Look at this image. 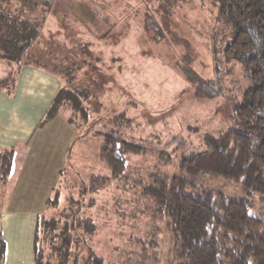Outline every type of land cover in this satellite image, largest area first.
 Listing matches in <instances>:
<instances>
[{"label": "trees", "instance_id": "trees-1", "mask_svg": "<svg viewBox=\"0 0 264 264\" xmlns=\"http://www.w3.org/2000/svg\"><path fill=\"white\" fill-rule=\"evenodd\" d=\"M186 1L136 0L138 19L132 20L129 13L125 14L128 0H0V60L16 71L27 64L43 69L51 65L62 84L46 109L43 122L62 111L83 135L92 126L84 102L88 91L66 90V78L61 75V72L66 77L69 72L77 73L87 62L81 53L83 47H76L70 29L75 25L81 31L90 28L100 32L101 40L108 34L116 35L118 27L130 29L137 24L140 28H149L153 24L148 18L153 15L151 6L156 5L172 22L175 20L170 25L181 36L176 21L180 18L178 11L188 8ZM194 1L197 5L191 12L198 15L204 10L205 16L211 14L209 23L223 26L220 34L215 32L210 38L212 53H217L214 44L223 36V58L236 61L246 69L249 83L241 90L233 112L243 129L228 128L210 137V143L202 151L182 157L179 173L172 176L149 173L144 183L133 178L127 169L124 153L138 148L112 128L116 118L122 115L114 116L104 124L106 127L96 130V134L104 137L99 158L110 175H90L89 182L78 189L88 194L106 187L113 179L126 177L141 197L151 203L152 217L165 220L170 230L174 264H264V217L251 214L249 204L243 199L198 190L194 185L195 178L208 174L239 181L246 191L264 193V0ZM49 22L59 31L44 32ZM155 22L153 26L160 30ZM12 158V149H0V179L8 176ZM55 190L43 211L52 209V213L47 217L42 213L36 221L35 264H148L149 257L157 253L150 239L133 236L125 239L118 257L113 255L115 260L105 258L95 251V242L87 235L93 225L84 212H93V205L87 208L90 203L73 196L59 205V192ZM3 253L0 239V263Z\"/></svg>", "mask_w": 264, "mask_h": 264}, {"label": "rangeland", "instance_id": "rangeland-1", "mask_svg": "<svg viewBox=\"0 0 264 264\" xmlns=\"http://www.w3.org/2000/svg\"><path fill=\"white\" fill-rule=\"evenodd\" d=\"M135 1L128 0L129 6L125 10L132 20L137 18ZM186 2L188 8L178 11L180 18L176 21L181 36L177 34L178 29L170 25L175 20L172 22L156 5L151 6L153 15L148 18L154 25L156 20L160 30L153 24H149V28L133 24L130 29L118 27L116 35L108 34L100 40V32L90 31V28L81 31L75 25L70 29L76 47H83L81 53L87 62L77 73L69 72L66 77L61 72V75L63 73L66 78V90L88 91L89 96L84 102L92 126L74 140L69 137V151L65 162L62 161L55 191L59 192V205L64 204L69 196L90 203L87 208L93 205V212H84L93 225L87 235L92 236L95 251L105 258L115 260L125 239L135 236L155 243L157 253L149 257L148 264H174L170 230L165 220L152 217L151 203L141 197L126 177L113 179L109 185L92 193L79 191L78 187L89 182L90 175H110L99 158L104 138L96 134L100 126L104 127L114 116L122 115L111 126L138 148L124 154L130 174L144 183L149 173L166 176L179 173L182 157L202 151L210 143V137L218 136L228 128L243 129L233 112L241 90L249 83L246 69L236 61L223 58V36L214 44L217 53H212L214 48L210 38L215 32L222 31L223 26L212 21L209 23L207 20L211 14L205 16L204 10L198 15L191 12L197 5L194 0ZM133 8L135 11L132 12ZM47 27L44 32L59 31L54 29V23L49 22ZM79 31L82 32L80 36ZM215 58L216 62L213 61ZM50 66L46 69L58 74ZM54 138L57 146L58 138ZM34 165L37 164L28 163L30 167ZM7 177L0 179V239L4 252L0 264L5 256L10 261L8 264H35L36 224H33L31 209H27L31 204L26 203L24 209L15 210L12 218L2 216L10 195L6 193ZM33 178L31 175L32 182L36 180ZM194 185L198 190L243 199L249 204L251 214L264 217V193L246 191L239 181L201 174L194 179ZM59 205L58 208L63 207ZM51 213L52 209H47L43 216ZM8 246L11 248L7 252Z\"/></svg>", "mask_w": 264, "mask_h": 264}, {"label": "crops", "instance_id": "crops-1", "mask_svg": "<svg viewBox=\"0 0 264 264\" xmlns=\"http://www.w3.org/2000/svg\"><path fill=\"white\" fill-rule=\"evenodd\" d=\"M61 84V77L54 72L31 64L22 65L14 72L12 65L0 60V149L13 151L12 166L5 181L6 193L10 195L3 217L12 218L15 210L24 209L30 203L27 209H31L33 224H36L59 182L69 151L68 139L79 136L64 112H57L43 122L45 111ZM31 161L38 166H28ZM31 175L36 178L34 182ZM10 248L7 247V252ZM7 260L5 256L3 264L10 262Z\"/></svg>", "mask_w": 264, "mask_h": 264}]
</instances>
